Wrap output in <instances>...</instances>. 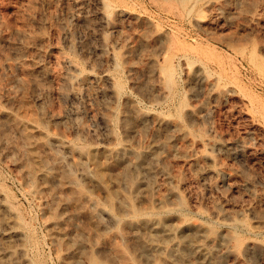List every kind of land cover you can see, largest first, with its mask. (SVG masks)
Segmentation results:
<instances>
[{
	"label": "rangeland",
	"instance_id": "374dc122",
	"mask_svg": "<svg viewBox=\"0 0 264 264\" xmlns=\"http://www.w3.org/2000/svg\"><path fill=\"white\" fill-rule=\"evenodd\" d=\"M17 60L23 70L10 67ZM19 99L57 139L49 149L80 179L99 232L113 244L108 212L120 205L126 217L138 211L166 221L171 238L160 240L161 250L141 253L132 236L146 229L126 228L122 249L99 253L103 261L197 264L168 254L182 242L175 224L197 221L216 237L189 233L209 250V264H264V0H0V107L14 112ZM132 112L145 122L124 125ZM6 136L20 142L0 118V201L7 205L0 206V252L11 247L33 264H68L52 238L55 209L26 182L19 155L5 153ZM164 141L179 151L165 165L151 163L153 194L136 195L117 165L109 172L99 163L105 157L83 154ZM66 143L82 152L69 155ZM77 160L102 179L82 177ZM170 187L177 196L160 206L155 196Z\"/></svg>",
	"mask_w": 264,
	"mask_h": 264
},
{
	"label": "bare ground",
	"instance_id": "6f19581e",
	"mask_svg": "<svg viewBox=\"0 0 264 264\" xmlns=\"http://www.w3.org/2000/svg\"><path fill=\"white\" fill-rule=\"evenodd\" d=\"M213 4L217 5L216 2ZM10 67L23 70L24 64L17 60L10 64ZM113 84V90L115 92L120 91L121 84L119 82ZM0 118L1 124L11 127L20 137V142L14 141L9 136L4 138L5 153L14 152L19 155L18 166L22 176L28 184L35 187L37 192L45 194L47 206L55 209L53 210L52 223L56 229L53 231L52 238L54 243L64 250V261H67L68 264H108L99 257V253L115 252L118 246L122 249V242L126 239V228L137 230L136 228L143 227L146 229V231L141 232L137 230L132 236L135 241L134 245L143 254L161 250L160 240H164L166 237L171 238V232L166 227V221H162V223L156 219L139 218L140 213L138 211H133L131 217H126L125 212L127 210L120 205L117 214L113 215L108 212L117 229L118 246L113 244L110 237L101 231L99 232L100 223L96 215L97 212L94 211L97 208L95 207L93 210L87 208L86 204L91 199L80 186V179L73 173L71 167L64 163L63 156L49 149L50 142L57 139L45 135L35 112L25 100H18L14 112L0 107ZM124 120L126 123L124 125L135 121L140 126L145 122L144 117L135 112L124 117ZM180 134L184 133L180 132ZM65 151L71 156L78 151L82 152L69 143L65 144ZM161 151L164 153H160ZM178 151L179 148L175 147L172 141H164L146 149H140L126 143L116 148L96 146L83 152V154L90 157H105L99 163L103 169L109 172L112 171L113 164L117 165L118 178L128 185L131 192L137 195L141 192L153 194L151 191L154 180L152 164L162 161L165 165L168 156ZM203 156L204 154L200 153L193 158V161H198ZM73 163L74 166L82 169L81 176L85 179L88 177H95L97 180L102 179L101 171L94 172L87 169L78 160ZM174 196H177V191L174 187H170L165 192L157 194L155 200L160 206H164L166 200ZM0 206L6 207L7 205L4 201H0ZM165 210L168 211L169 209L165 208ZM175 228L181 232L182 242H175L168 247L169 256L180 262L189 263L194 258L197 259V261L194 260L197 264H209V250L202 243L191 238L189 233L197 237H205L209 242H214L215 235L207 233L205 226L197 221L178 222L175 224ZM10 237V235L5 236L8 240ZM225 238H228L227 240L231 244L233 243L230 235H226ZM233 240L236 246L238 239ZM18 252H20L19 249L5 248L4 252H0V264H33L20 257Z\"/></svg>",
	"mask_w": 264,
	"mask_h": 264
}]
</instances>
